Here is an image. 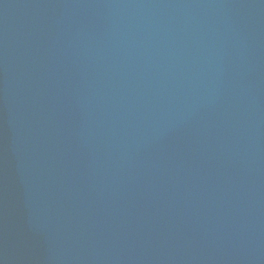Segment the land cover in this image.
<instances>
[{
	"label": "water",
	"instance_id": "1",
	"mask_svg": "<svg viewBox=\"0 0 264 264\" xmlns=\"http://www.w3.org/2000/svg\"><path fill=\"white\" fill-rule=\"evenodd\" d=\"M0 264H264V0H0Z\"/></svg>",
	"mask_w": 264,
	"mask_h": 264
}]
</instances>
